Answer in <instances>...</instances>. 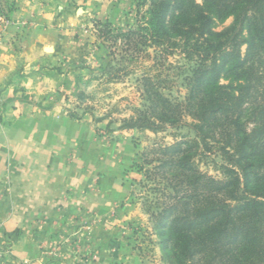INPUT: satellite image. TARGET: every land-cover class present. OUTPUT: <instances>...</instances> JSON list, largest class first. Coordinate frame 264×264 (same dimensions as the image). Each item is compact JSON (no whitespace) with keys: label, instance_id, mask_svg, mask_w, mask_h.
Wrapping results in <instances>:
<instances>
[{"label":"trees","instance_id":"obj_1","mask_svg":"<svg viewBox=\"0 0 264 264\" xmlns=\"http://www.w3.org/2000/svg\"><path fill=\"white\" fill-rule=\"evenodd\" d=\"M16 3L0 0V16L8 20ZM133 10L125 34L95 21L103 42L122 39L131 61L164 63L178 54L194 64L183 102L143 76L146 107L119 128L159 134L186 127L194 135L143 153L153 168H137L166 187L151 214L163 262L264 264V0H134Z\"/></svg>","mask_w":264,"mask_h":264},{"label":"crops","instance_id":"obj_2","mask_svg":"<svg viewBox=\"0 0 264 264\" xmlns=\"http://www.w3.org/2000/svg\"><path fill=\"white\" fill-rule=\"evenodd\" d=\"M113 1L21 0L12 21H0V264H91L95 254L93 264H138L121 235L124 221L96 216L124 202L122 162L98 161L104 142L87 114L78 120L63 102L76 92L75 30L89 16H120ZM16 35L24 39L18 51ZM21 67L24 93L11 79ZM94 178L101 186L90 196Z\"/></svg>","mask_w":264,"mask_h":264},{"label":"rangeland","instance_id":"obj_3","mask_svg":"<svg viewBox=\"0 0 264 264\" xmlns=\"http://www.w3.org/2000/svg\"><path fill=\"white\" fill-rule=\"evenodd\" d=\"M2 1L4 3L8 0ZM16 2L17 10L21 0ZM112 4L113 7L115 5L120 7V16L110 20H99L89 16L81 21L75 30L76 38L82 46V54L76 62L78 67L76 92L74 96H65L63 102L76 119L82 120L87 114L85 119L93 125L95 138L99 143L104 142L98 161L110 159L122 162V167L117 172L119 184L127 190V194L122 195L125 196L122 200L124 202L109 210L106 215H96L97 220L107 216L124 221L121 226L124 233L121 235L131 249L132 255L138 260V264H165L160 249L161 239L153 228L151 214L166 187L165 184L146 180L144 170L153 167L144 164L145 158L142 155L156 146L172 145L183 138H193L194 135L186 127L169 129L159 134L148 131H126L121 134L119 128L124 120L136 117L137 111H142L146 107L141 85L143 76H150L156 82L160 80L159 85L166 96L173 101L183 102L187 93V79L192 75L194 64L178 54L170 56L164 63L153 59L145 60L142 56L131 61L129 56H133L134 53H125L126 48L122 39L118 40L116 45L112 42H103L95 27V21L113 23L115 35L127 33L136 21L134 0H114ZM78 8H82V5H72L74 12ZM13 14L8 20L0 16V21L7 24L8 21H12ZM232 22L233 19H229L224 24H218L217 31L229 27ZM17 23H15L17 30L28 26L27 23V26L21 23L20 27ZM1 35L2 32L0 40L4 38ZM12 39L10 41L18 51L24 39L20 35L13 36ZM147 51L152 58L156 55L153 49ZM56 69L59 73L62 70L57 67ZM26 77L23 67L11 75L12 81L14 80L17 85V92H26L23 86ZM3 121L0 115V124ZM186 122L191 123V120L186 119ZM148 159L152 160L153 155L148 156ZM216 161L221 163L219 158H216ZM137 168L144 170L138 172ZM202 169L218 176L211 166L203 165ZM100 186L101 180L94 178L89 188L90 196H93ZM124 217L127 219L124 220ZM90 261L91 264L98 263V254L94 257L90 255Z\"/></svg>","mask_w":264,"mask_h":264}]
</instances>
